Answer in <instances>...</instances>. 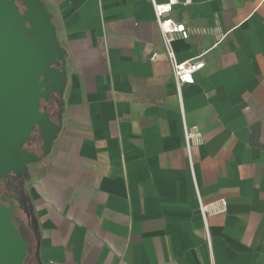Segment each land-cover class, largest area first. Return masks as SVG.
Listing matches in <instances>:
<instances>
[{"label": "crops", "instance_id": "obj_1", "mask_svg": "<svg viewBox=\"0 0 264 264\" xmlns=\"http://www.w3.org/2000/svg\"><path fill=\"white\" fill-rule=\"evenodd\" d=\"M37 1L65 75L59 130L26 169L40 264H264V0L172 7L227 33L173 40L178 62L206 51L180 85L151 0ZM184 124L203 135L191 165ZM198 196L226 211L205 224Z\"/></svg>", "mask_w": 264, "mask_h": 264}, {"label": "water", "instance_id": "obj_2", "mask_svg": "<svg viewBox=\"0 0 264 264\" xmlns=\"http://www.w3.org/2000/svg\"><path fill=\"white\" fill-rule=\"evenodd\" d=\"M0 0V180L19 176L41 155L24 150L33 132L46 153L59 124L41 101L60 94L64 70L53 26L37 0ZM58 66H54V64ZM14 206L0 202V264H23L26 244L12 221Z\"/></svg>", "mask_w": 264, "mask_h": 264}, {"label": "built area", "instance_id": "obj_3", "mask_svg": "<svg viewBox=\"0 0 264 264\" xmlns=\"http://www.w3.org/2000/svg\"><path fill=\"white\" fill-rule=\"evenodd\" d=\"M155 20L159 31L162 35L164 53L171 63L173 75L177 81V84L193 83V75L200 70L204 65V54L206 51H202L196 57L178 62L174 59V53L171 49V44L176 38L188 39L194 34H210L215 38V44H218L225 40L227 33L220 29L218 21L206 28L198 27H186L182 23H177L170 16L169 13L172 7L179 2V0H167L164 3H157L151 0ZM191 0H184L185 4H189ZM183 137L184 148L186 151V157L191 165V152L192 148L198 146L203 142V135L197 125H183ZM198 208L199 212L206 224L207 217L215 214L224 213L226 211V201L224 198L216 199L212 202H202L198 196ZM206 226V225H205ZM208 244L209 238H207Z\"/></svg>", "mask_w": 264, "mask_h": 264}, {"label": "trees", "instance_id": "obj_4", "mask_svg": "<svg viewBox=\"0 0 264 264\" xmlns=\"http://www.w3.org/2000/svg\"><path fill=\"white\" fill-rule=\"evenodd\" d=\"M19 6L20 2L17 0ZM22 7V5H21ZM58 102V104H56ZM41 104L48 112L53 107L52 116L55 121L58 119L59 101L56 93H51L48 100H42ZM57 109V111H56ZM30 141L24 146V149L32 145L36 150H40L42 154V139L35 131L30 136ZM37 154V152H34ZM38 155V154H37ZM28 173L23 171L19 176L12 172L0 180V202L5 205L13 204L12 221L18 231L19 236L26 244V255L23 264H40L38 252L39 236L38 230L33 216V210L28 195Z\"/></svg>", "mask_w": 264, "mask_h": 264}, {"label": "flooded vegetation", "instance_id": "obj_5", "mask_svg": "<svg viewBox=\"0 0 264 264\" xmlns=\"http://www.w3.org/2000/svg\"><path fill=\"white\" fill-rule=\"evenodd\" d=\"M54 66H58V64H54ZM46 108L45 107H43L42 106V104H41V111L43 112V111H46L48 114H49V116H50V119L52 120V121H55V117L54 116H52V111H53V107L52 108H50L49 109V112L47 111V110H45ZM52 110V111H51ZM27 149H24V150H27V151H30V152H35L36 151V149L32 146V145H29V146H27L26 147Z\"/></svg>", "mask_w": 264, "mask_h": 264}, {"label": "rangeland", "instance_id": "obj_6", "mask_svg": "<svg viewBox=\"0 0 264 264\" xmlns=\"http://www.w3.org/2000/svg\"><path fill=\"white\" fill-rule=\"evenodd\" d=\"M56 104H58V102ZM35 152H37L38 155H41V156L43 155V153L42 154L40 153V150H36ZM33 163H35V162H33ZM33 163L27 164V168L26 169L28 170L32 166Z\"/></svg>", "mask_w": 264, "mask_h": 264}]
</instances>
